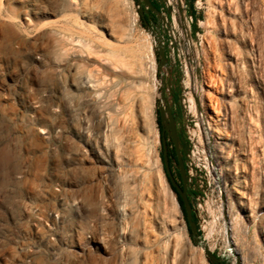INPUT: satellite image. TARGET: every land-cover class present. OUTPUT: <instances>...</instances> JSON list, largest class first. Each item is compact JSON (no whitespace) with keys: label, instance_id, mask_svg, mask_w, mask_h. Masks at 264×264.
<instances>
[{"label":"rangeland","instance_id":"obj_1","mask_svg":"<svg viewBox=\"0 0 264 264\" xmlns=\"http://www.w3.org/2000/svg\"><path fill=\"white\" fill-rule=\"evenodd\" d=\"M197 1L202 24L189 36L173 28L163 72L167 80L177 62L182 71L177 108L199 232L223 255L227 205L245 264H264V0H203L201 9ZM139 11L137 0H0V264H93L79 257L81 244L108 256L102 238L117 257L108 264H214L193 241L164 168L158 34ZM161 30L166 42L171 28ZM147 38L156 41L158 90L146 59L136 69L110 62L115 51L145 56ZM195 87L205 120L187 112ZM243 165L244 206L223 192Z\"/></svg>","mask_w":264,"mask_h":264},{"label":"bare ground","instance_id":"obj_2","mask_svg":"<svg viewBox=\"0 0 264 264\" xmlns=\"http://www.w3.org/2000/svg\"><path fill=\"white\" fill-rule=\"evenodd\" d=\"M174 4H175V7H176V11L181 16V20L176 18V28L180 31V30H182L181 29V25L182 26L183 25L186 26V30L184 31V34L186 32V36H189L190 27H191L190 22L185 18L184 13L182 15L180 14V10L182 8L181 3L174 2ZM203 5H204L203 0L197 1V7L199 9H201ZM182 16H183L184 20H182ZM200 24H202V22ZM142 40H144V39H142ZM118 42H120V41H118ZM145 43H146L145 45L143 44L144 45L143 47H145L147 49V53H146L145 56H143L141 53H139L140 51H138V49L137 50H135V49L127 50L128 51L127 54L124 53L123 55H121L118 51H115V52L111 53L110 62H111L112 65H114L116 67H119L120 69H136V67L137 68L138 67L141 68L142 66H144V61L146 59L147 60L146 63H149L150 64V68H151V78L150 79H152V81L154 82L153 84L155 85V88L158 90V89H160L159 88L160 87V83H159V81L157 79V75H156V73H157V63H156V59H155L156 56L154 55V47L156 45V41L154 40V38H151V40H149V38H147V39H145ZM118 44L119 43H117V46H118ZM84 47L87 50H91V45H90L89 42H87L84 45ZM137 48H138V46H137ZM185 73H186L185 74L186 78H190V76L195 74V73L192 72V70L190 69L189 66H186ZM146 82H148V81H146ZM187 85L189 86V83ZM148 86H150V85L148 84ZM136 88H137L138 91L146 93V88H145V86L142 83H140L139 86H136ZM195 93H196V98H198V101H197V99L194 96H189L188 102H189L190 106L187 109V112L189 114H193V115L199 113L198 112L199 108L202 109V110L205 109V103H204L205 100H203L204 96L201 94V92L198 90L197 87H195ZM142 98L144 99V96H142ZM211 106H213V105H211ZM212 109L214 111H217V109L215 107H212ZM199 116H202L204 120L207 119V116H206L205 113L204 114L199 113ZM204 123H205V121H204ZM154 126H155V130H156V137L159 139V132L157 131L156 122L155 121H154ZM215 132L218 135L222 134V132L220 130H216ZM191 134H192L193 138L194 137H199L200 141H203L202 140V136L198 135L199 134L198 130L197 131L193 130ZM239 150H241V149H239ZM198 154L201 156V152L200 151H199ZM202 154L204 155V160L206 161V165H207L208 171L210 173H214L215 174V171H217V170L211 164V156L205 151H203ZM242 155L246 156V153L243 152ZM247 173H248V170L245 167V165H243V169L239 172L240 180H239L238 183H236L233 186H228V185H226L224 183L225 184L224 185L225 189L223 190L224 194L227 195L228 193H232L234 196H236V198L238 199V201L240 202V204L242 206L245 205L244 200L246 199V196H245L246 193L243 190V186H244V184H247V176H246ZM216 180H218V185L219 186L223 185L222 175H218ZM174 199H175V197H174ZM176 204L178 206L177 202H176ZM221 212H222V216H220V218L223 220V232H224V237H225V243H224L225 253L233 258L234 264L236 262V255L239 256L241 264H245L246 263V258H245V256H243V255H241L239 253L238 244H237V241L235 240L236 233H237V224L235 223V219H231V210L229 209V207H227V205H225L224 208L223 207L221 208ZM212 228L213 227H211L210 229L206 228V230H207V236L206 237L208 238V240L212 239V237H213V229ZM246 234H247V231H244L243 236H246ZM100 243L104 245V249L103 250H105L108 253V256H104V257L100 256L99 257V254H98L99 251L98 250H101V247H100V249H99V247L90 248V247L87 246V243H86V244H81L82 253L79 254V257L83 261H87V262L88 261H92V262L97 263V264H108L109 262H111V260L115 256V255L113 256V253H110L112 251V246H111L110 242L106 238H102ZM206 247L209 248V250L213 251L215 245H211L208 242ZM201 249L204 250V248H201ZM115 258H117V257L115 256Z\"/></svg>","mask_w":264,"mask_h":264},{"label":"water","instance_id":"obj_3","mask_svg":"<svg viewBox=\"0 0 264 264\" xmlns=\"http://www.w3.org/2000/svg\"><path fill=\"white\" fill-rule=\"evenodd\" d=\"M139 3L141 4L142 2L144 3V5L146 7H148L150 10L154 11L156 14H159V12L154 8L153 4L151 3V0H138ZM179 1V0H178ZM144 10L140 7V13H143ZM180 14H183V11L180 10ZM201 19V18H200ZM158 31V43H157V47H158V53L159 56L161 58V62L159 63L158 67L159 70L162 71L161 73V82H162V87H161V98L163 103L165 104V106H160L159 108V114H160V119L163 123L167 122V127L164 128L165 130L170 131L171 133V137L174 140L177 148H178V137H177V132H176V126H175V118L173 116V112L172 109L169 105V101H168V97L166 96V87L168 86L169 90H171V81L168 80L166 81V74L163 72V69H168V64H167V57H166V52L165 49L163 48L164 44H163V38H162V34H161V30L158 27L157 29ZM166 144V143H165ZM211 152H212V148ZM178 159H179V163L181 166V176L183 179V183H184V188H182L173 178V175L171 173L170 167H169V161H168V156L167 154H165V158H164V162L166 165V174L170 180V183L172 185V187L176 190V192L180 195L184 206H185V210L187 212V218H188V223L190 225V230L192 232V238L193 241L195 242V244H197L200 248H204V251L206 252V254L208 255L209 259L214 263V264H224L225 261L227 262V258H226V254L224 253L221 256H217L214 253H212L209 248L206 247V244L204 243V241L201 239V235L199 234L198 231V227L197 224L195 223V221L193 220V208L192 205L189 201L188 198V194H187V176H186V169H185V164L182 160V157L180 155V151L178 150ZM211 163L213 166H216V163L213 159V157L211 156ZM225 201V200H224ZM236 264H241L240 258L238 255H236Z\"/></svg>","mask_w":264,"mask_h":264},{"label":"flooded vegetation","instance_id":"obj_4","mask_svg":"<svg viewBox=\"0 0 264 264\" xmlns=\"http://www.w3.org/2000/svg\"><path fill=\"white\" fill-rule=\"evenodd\" d=\"M139 9L140 7L144 10L143 13H140V17H141V22L144 21L146 23L149 24V28L148 29H152V27H156V30L159 28H162V20H160V17L158 14H153V11L150 10L148 7H146L144 5V3L142 2L141 4L139 3V1L137 0ZM152 4H155L158 8V10L160 11L161 6L159 5V3L156 0H151ZM154 6V5H153ZM158 11V12H159ZM157 34L158 31H157ZM162 34V32H161ZM166 45V44H164ZM160 62H161V58H160ZM160 72L162 73V71L160 70ZM168 80L171 81V92L169 94V97L171 98L172 102L174 97H176V92H177V86L175 83H172L171 80V75H168ZM168 88V86H167ZM169 89V88H168ZM172 112H173V116L175 118V126H176V132H177V137H178V148L174 142V140L171 137V133L168 130L164 131V128L167 127V122L163 123L161 121V140H162V155H163V159L165 158V154H167L168 156V161H169V167L171 170V173L173 175V178L175 179V181L182 187L184 188V183H183V179L181 176V166L179 163V159H178V150L180 151V155L182 157V160L185 164V169H186V176H187V194H188V198L190 203L193 205V213L195 214V206H194V201H193V197L192 195H195L194 193L192 194V192L194 191L193 189V181L190 178V171L187 165V158L189 157L190 154V144L189 141L187 139V137L185 136L181 121H180V112L178 111V108L175 104H173V107L171 108ZM166 143V144H165ZM164 168L166 170V165L164 162ZM196 216V214H195Z\"/></svg>","mask_w":264,"mask_h":264},{"label":"built area","instance_id":"obj_5","mask_svg":"<svg viewBox=\"0 0 264 264\" xmlns=\"http://www.w3.org/2000/svg\"><path fill=\"white\" fill-rule=\"evenodd\" d=\"M159 5L161 6V9L159 11V17H160V20H162V28H164V30L168 29L169 27L171 28V30L168 31L167 33V40L166 42H164L165 38L162 34V38H163V44H166L168 45V48L171 49L173 52L175 51L174 50V47H173V41H172V38H176L175 36V31H173V28H176V18L181 20V16L178 14V12L176 11V7H175V4L174 2H179L181 3L182 5V8L181 10L183 11L184 15H185V18L190 22V25H192L194 23V17L192 14H190L188 17H187V10L189 9V5L186 4V0H156ZM137 16H138V13H137ZM196 24L199 26L200 24V18H196ZM160 28V30L162 29ZM162 32V30H161ZM186 71V67H185V70H184V74ZM186 76V75H185ZM192 154H194V152H192ZM188 165V163H187Z\"/></svg>","mask_w":264,"mask_h":264},{"label":"trees","instance_id":"obj_6","mask_svg":"<svg viewBox=\"0 0 264 264\" xmlns=\"http://www.w3.org/2000/svg\"><path fill=\"white\" fill-rule=\"evenodd\" d=\"M195 1H196V0H189V7H190L191 14H192L193 17H194V23H193V24H194V29L196 30V25H195V23H196V18H198V17H197V15L195 14L194 6H193V4H194ZM153 5H154V8H155L157 11H159L158 8H157V6H156L155 4H153ZM153 14H156V13L153 11ZM142 26H143L144 28H149V27H150L149 24L146 23V22H144V21H142ZM165 46L168 47L167 44H166ZM165 52H166V57H167V64H168V67H170L169 62H171V61L168 59V49H167V48H165ZM158 60H159V63H160V56H159V53H158ZM176 66H177V70H176V71H171V80H172V83H175L176 86H177L176 97H174V99H173V103H174L176 106L179 107V104H180V96H181V86H180V84H177V83H179V81H180V78H181V76H182V71H181V68H180V65H179L178 62L176 63ZM179 68H180V69H179ZM173 76H175L176 78L174 79ZM159 124H160V131H161V119H160V116H159ZM162 161L164 162L163 155H162ZM168 179H169V178H168ZM171 188H172L173 192L177 195L178 203H179L180 208H181V210H182V212H183L184 218H185V220H186V222H187L188 230H189V232H190V234H191V236H192V232H191V230H190V225H189V223H188L187 212H186V210H185L184 203H183V201H182L180 195L176 192V190L172 187V185H171ZM191 205H192V204H191ZM192 208H193V205H192ZM193 210H194V208H193ZM193 220H194L195 223L197 224L198 231H199V225H198V222H197V219H196V216H195L194 213H193ZM199 234H200V232H199ZM200 235H201V234H200ZM225 262H226V261H225Z\"/></svg>","mask_w":264,"mask_h":264}]
</instances>
